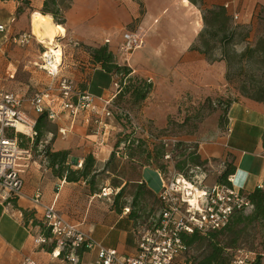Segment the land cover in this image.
<instances>
[{"label":"crops","instance_id":"obj_1","mask_svg":"<svg viewBox=\"0 0 264 264\" xmlns=\"http://www.w3.org/2000/svg\"><path fill=\"white\" fill-rule=\"evenodd\" d=\"M23 1L28 5H23ZM231 1L60 0L65 23L58 26L64 33L56 35L54 43L62 53L61 75L74 79L79 86L85 82L84 89L90 95L109 99L113 94L111 84H115L116 77L93 64L89 50L106 46L117 64L121 65L119 45L123 33L141 34L142 48L135 51L129 60L124 58V65L130 68L131 75L152 83V92L139 113L144 122L157 121L153 123L162 127L167 113H172L175 106L186 98L200 100L210 92H220V84L224 87V61L219 57L211 62L194 47L203 30V12L223 7ZM43 2L0 1V26L4 28V32H0V89L21 97L22 110L31 119L38 115L28 102L32 93L29 94L27 89L38 82L37 70L41 69L37 65L43 53L34 35V16L38 14L47 20L39 29L41 34L50 30L52 25L57 26L50 15L39 12ZM259 8H264V0H234L228 14L238 12L239 22L247 24ZM22 34L31 36L29 44L24 47L11 41V38ZM74 42L78 43L77 48L71 45ZM21 71L26 72L27 77L23 83L17 76ZM161 92L163 95L159 96ZM154 98H159V101L153 102ZM169 102L175 103L173 107L166 106ZM53 110H57V106ZM101 112L99 102L76 118L58 110V118L50 124L56 126L57 132L66 126L67 134L63 137L57 132H49L45 142L47 148L52 152L68 151L69 163L77 166L92 154L99 172L102 171L113 152V145L101 137L107 138L114 128L113 119L103 118ZM161 117L164 118L158 120ZM226 118L224 127L227 124L231 129L229 136L223 134L211 144L199 146L198 158L205 162H234L233 186L239 191L249 193L257 187L264 189V149L261 144L264 105L240 98L230 105ZM96 120L101 121L100 127H97ZM98 128L102 132H98ZM21 131L30 135L28 129ZM18 163L23 181L20 195L6 201L0 199V264H20L25 258L37 264H62L52 253V246L36 242L41 233L35 223H42V209L32 202L36 193H39L42 205L54 206L66 221L88 233L104 248L116 250L123 258L136 253L135 219L124 211L115 212L110 193H91L82 181L67 183L54 177L42 154L34 156L29 152ZM146 169L155 172V168L143 167L139 182L144 183L146 190L157 198L158 192L153 191L154 187L145 177ZM103 183L101 180L99 185L103 186ZM78 255L80 264H89L96 257L95 252H79Z\"/></svg>","mask_w":264,"mask_h":264},{"label":"built area","instance_id":"obj_2","mask_svg":"<svg viewBox=\"0 0 264 264\" xmlns=\"http://www.w3.org/2000/svg\"><path fill=\"white\" fill-rule=\"evenodd\" d=\"M234 0L225 4L229 9ZM239 18L233 12L232 20ZM0 32H4L0 26ZM31 36L22 34L11 38L14 44L24 47L29 44ZM108 43V41H106ZM77 48L78 43H71ZM143 46V36L137 32H125L119 45V52L123 58L130 56ZM49 77L50 82L40 91L28 99L34 113H46L48 121L58 118V110L71 118H76L81 112L92 109L96 102L102 105V117L113 119V113L128 120L132 127L145 133L138 127L135 120L125 110L113 106V99L119 92L118 84L109 99L94 97L86 91H80L74 79L61 75L62 53L59 59L52 53L41 54L37 65ZM23 99L11 92L0 89V199L6 201L20 195L23 181L20 177L19 160L29 154V150L20 149L17 134L26 135L25 131H18L22 126L33 135L34 119L22 110ZM57 106V110L53 107ZM95 123L101 126V121ZM231 129L224 127V135L229 136ZM58 134L66 136L65 128L59 129ZM164 142V147L170 152L164 155V160L172 161L171 156L179 146L177 139ZM203 146L206 142L198 143ZM229 161L212 163L207 160L204 165L192 166L186 172L174 169H156L161 188L157 194L159 210L152 221L145 228L135 230L136 253L130 257H119L114 249H107L96 242L91 236L76 225L66 221L54 208L41 204L40 195L36 193L32 202L42 209V224L49 231V237L39 236L36 242L40 245L52 246V253L61 260L62 264H77L79 252H95V260L89 264H174L178 257L186 253L187 248L182 242L183 235L197 233L207 235L225 228L236 212L249 213L252 206L247 200L246 192L239 191L233 186L234 174L227 175L225 182L220 178L227 170ZM81 165L79 164L78 167ZM213 176L215 182L208 184V177ZM261 189V188H260ZM124 213L129 209L125 208ZM20 264H37L25 258ZM230 264H255V255L251 252L237 251V255Z\"/></svg>","mask_w":264,"mask_h":264},{"label":"rangeland","instance_id":"obj_3","mask_svg":"<svg viewBox=\"0 0 264 264\" xmlns=\"http://www.w3.org/2000/svg\"><path fill=\"white\" fill-rule=\"evenodd\" d=\"M261 11H263V9ZM258 19L259 17L257 18L255 15L249 23L241 24L239 22L237 24L238 28L235 29L236 34L234 41L227 46L225 50L230 60L228 59V62L224 61L225 83L224 87L220 84V92L215 90L200 100L186 98L183 102L175 106V110L172 113H167L168 117L162 127H157L154 124L157 121L144 122L145 120L141 118L142 115L139 113L143 104L139 107L133 106L127 95L122 98L116 96L113 99V106L128 112L135 120L138 127L146 131V133H143L135 130L128 120L125 121L121 117L122 120H117V116L119 115L114 112L112 124L114 130L108 133V139L105 136L101 137L103 140L113 145V152H115L114 160L110 162L107 167L108 175L102 172L104 169L100 171L99 180L100 183L101 180L104 181L102 188L105 187L103 188L104 190L101 191L110 193V200L112 201V198L119 189L111 187V183H115L119 185V187L124 184L126 185L124 193L121 199H119V203L124 202V207L128 208L130 213H134L135 230L145 228L144 226L155 218L159 210L157 198L149 194L147 190L139 189L138 183L140 181V172L142 168L147 166L148 162L151 161L153 167H150L152 168L155 166L162 170L171 168L177 172L186 173L192 166L204 165L205 161L203 162L198 158V143L206 142V144H211L213 141L223 136L224 125L227 122L226 115L230 105L233 102H237L240 98L252 101H256L258 98H264V58L258 54L246 58L239 57L246 49L256 48L259 38L264 35V23L257 21ZM230 25L234 26L233 23H230ZM39 45L43 53L47 52L43 45ZM55 46L56 44L54 47ZM222 52L220 45L217 44L210 52L212 55L211 59L217 60L219 57L221 59ZM65 57H67V55H65ZM119 59L122 62L121 65H124V58L119 57ZM36 68L38 69V67ZM37 72H39L38 82L27 89L29 94L43 89L46 84L50 82L49 77H47L43 71L37 70ZM162 74L166 76V73ZM17 76H19L20 83H23L25 80L27 81L26 72L21 71ZM26 86L29 87V85ZM77 87L83 90L85 82H82V84ZM11 89L14 91V88ZM111 91L112 93L115 92L114 84H111ZM158 95L162 96L163 93L161 92ZM168 100H172V98H168ZM158 101L159 98L153 99V102ZM173 104L175 103L169 102L166 106L173 107ZM163 118L164 117L158 118V120ZM98 126L99 125H97V127ZM55 128L56 126L54 124L48 123V131L56 133L57 131ZM63 128H66V126ZM97 131L102 132L100 128H98ZM129 131L133 132L132 138L135 143L132 146L133 148L126 150V144H123V139H125ZM169 139H177L179 141L178 148L173 153V156H171V162L170 160H164V155L170 152V149L164 147L163 141ZM46 141L47 138L43 137L37 150L32 152L30 150L31 154L34 156L42 154L44 156L43 146L46 145ZM118 141L122 143L115 149L114 144ZM137 145H139V148L136 147ZM159 154L160 156H158ZM191 157L193 160H191ZM216 162V160H212V163ZM229 162L231 163L232 161L229 160ZM80 167L77 166V168ZM145 177L147 180H150V184L154 187L153 191L159 192L160 182L156 173L153 170L146 169ZM214 182L215 178L209 175L207 183L212 184ZM138 191H140V195L136 203L133 204L134 195ZM242 228L243 227H238L237 229ZM261 235V231L256 225L247 226L238 238L236 248L225 250L223 257L227 258L230 264L237 255V251L242 250L251 253H263ZM228 237L229 235H220L216 240L223 245L227 242L226 239ZM207 244V239L193 244L187 249L186 253L177 258L175 264L196 263L207 254ZM260 264H264V256Z\"/></svg>","mask_w":264,"mask_h":264},{"label":"trees","instance_id":"obj_4","mask_svg":"<svg viewBox=\"0 0 264 264\" xmlns=\"http://www.w3.org/2000/svg\"><path fill=\"white\" fill-rule=\"evenodd\" d=\"M0 1H4V0H0ZM23 5L25 6L28 5V2L23 1ZM60 5H61L60 0H44L43 6L39 12L43 15H50L56 25H64L65 22L62 17ZM262 9L263 11H261ZM30 10L32 9L30 8ZM232 14L230 13L229 15L228 9H224V7H217L214 9L205 10L203 12V16H202L203 30L198 35L197 45L194 48L200 51L201 53H203L205 57L211 62L216 61L215 59H211L212 55L210 54V52L213 47H216L217 44L220 45L223 51L221 54V59L225 62H228L227 61L228 59L230 60V57L228 56L225 50L227 46L233 43L236 34L235 29L238 28L237 24L239 23V18L235 22L232 20ZM255 15L257 16V18L259 17L257 21L264 23V17H263L264 8L256 9L255 14L253 16ZM238 16L240 17L239 14ZM230 23H233L234 26L230 25ZM255 54H258L259 56L264 58V35L261 36V38H259L256 48L246 49L242 54L239 55V57L240 58H246L248 56L252 57V55ZM89 56L93 64L98 65L106 73L116 77L115 84H118L120 88L117 94L118 98H122L123 96L127 95L130 98L133 106L139 107L141 104H143L145 99L152 92V88H153L152 83L148 80L131 75L132 71L127 66L117 64L114 56L106 46H99L90 49ZM79 90L82 92L85 91V89L83 90L79 89ZM255 102L264 105V98L263 99L258 98L256 99ZM121 118L120 116H117V120ZM124 120L127 121L126 119ZM34 121H35V126L33 128V135L31 137L20 133L16 135L18 139V146L20 149L31 150V152L37 150V148L40 146L39 144L42 141V138L46 137V135L50 132L48 131V123L50 122L47 119L46 113L38 115L37 118L34 119ZM126 124L129 126L127 122ZM132 136H133V132L129 131L125 139H123V144H126L125 146L126 150H130V148H133L132 146L134 145L135 141L133 140ZM120 143L122 142L121 141L116 142L114 144V148L117 149ZM261 144H262V148L264 149V134L262 136ZM138 146L139 145H137L136 147L139 148ZM43 153L48 168L51 170V173L54 177L63 180L67 183H77L82 181L89 187L91 193H101V190L105 188V187L102 188V186L99 185L100 183L99 176L101 173L99 172L96 165V161L91 154L87 155L83 159V163L81 167L77 168L76 165L69 163L68 151L52 152L45 145L43 146ZM114 156H115V152H112L107 164L103 168L104 170L102 172H104V174H106V172L108 173L107 167L110 164V162L114 160ZM158 156H160V154ZM191 160H193L192 157ZM150 166H152L151 161H149L147 164V167ZM154 168L159 169L157 168V166H155ZM235 170L236 167L234 165V162L229 163L227 170L220 178V182H225V177L227 175L234 174ZM138 184L140 190L142 189L146 190L144 183L139 182ZM125 186L126 185L124 184L119 187V185L115 183H111V187L119 189L116 195H114V197L112 198L113 206L115 212L117 213L123 212L124 209L125 203L124 202L119 203V199H121L124 193ZM147 192L149 193L148 190ZM246 194H247V200L249 204L252 206L249 213L247 214L243 212L234 213L233 216L231 217L229 224L225 228L219 231L211 232L204 236L199 235L197 233L182 236V242L187 249L193 244L199 243L202 240H206V239L208 240L207 254L194 264H229V260L223 257L225 250L236 248L238 238L243 233L244 229H246L247 226L249 225H256L260 229L262 234L261 239L263 243V248H262L263 253H253L255 255V264H260L264 256V189H260L257 187L252 192ZM139 195H140V191H138L134 195L133 204L136 203V200L139 197ZM128 215L132 219H135V215L133 212L130 213L129 211ZM35 224L39 226L38 229L41 233V236L48 238L49 237L48 229H46V227H44L42 223H35ZM238 227H243V228L237 229ZM220 235H229V237L226 239L227 242L224 243L223 245L216 240ZM77 264H80V257Z\"/></svg>","mask_w":264,"mask_h":264},{"label":"bare ground","instance_id":"obj_5","mask_svg":"<svg viewBox=\"0 0 264 264\" xmlns=\"http://www.w3.org/2000/svg\"><path fill=\"white\" fill-rule=\"evenodd\" d=\"M45 21L47 20H45V18L41 17L38 14L34 16V35L37 39V42L43 45L48 53H52L56 56L57 59H59L61 52L57 46L54 47V37L56 35H62L64 33V30L58 25L55 27L52 25L50 30H48L46 33L43 32L41 34L39 32V29L41 28L43 23H46ZM17 129L18 131H21L23 130V127L18 126Z\"/></svg>","mask_w":264,"mask_h":264}]
</instances>
